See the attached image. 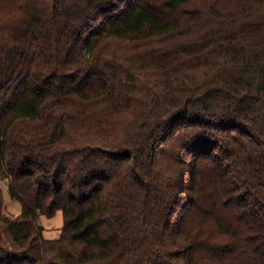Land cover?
I'll use <instances>...</instances> for the list:
<instances>
[{"label":"trees","instance_id":"1","mask_svg":"<svg viewBox=\"0 0 264 264\" xmlns=\"http://www.w3.org/2000/svg\"><path fill=\"white\" fill-rule=\"evenodd\" d=\"M0 180V264H264V0H0Z\"/></svg>","mask_w":264,"mask_h":264},{"label":"rangeland","instance_id":"2","mask_svg":"<svg viewBox=\"0 0 264 264\" xmlns=\"http://www.w3.org/2000/svg\"><path fill=\"white\" fill-rule=\"evenodd\" d=\"M0 191L4 197V213L10 218L19 217L23 212V208L19 202L12 198L7 180H0ZM39 223L44 229V238L46 240H57L64 226L63 214L58 212L52 218L41 217Z\"/></svg>","mask_w":264,"mask_h":264}]
</instances>
